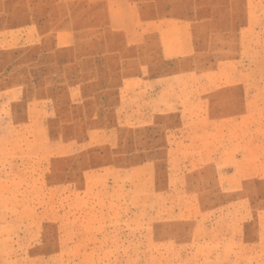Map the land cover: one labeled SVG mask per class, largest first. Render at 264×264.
<instances>
[{
    "label": "rangeland",
    "instance_id": "obj_1",
    "mask_svg": "<svg viewBox=\"0 0 264 264\" xmlns=\"http://www.w3.org/2000/svg\"><path fill=\"white\" fill-rule=\"evenodd\" d=\"M0 264H264V0H0Z\"/></svg>",
    "mask_w": 264,
    "mask_h": 264
}]
</instances>
